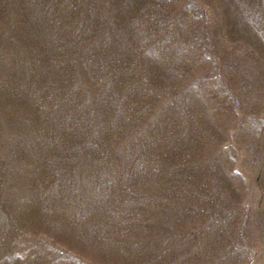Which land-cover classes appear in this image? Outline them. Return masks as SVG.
<instances>
[{"label": "rangeland", "instance_id": "374dc122", "mask_svg": "<svg viewBox=\"0 0 264 264\" xmlns=\"http://www.w3.org/2000/svg\"><path fill=\"white\" fill-rule=\"evenodd\" d=\"M0 264H264V0H0Z\"/></svg>", "mask_w": 264, "mask_h": 264}]
</instances>
